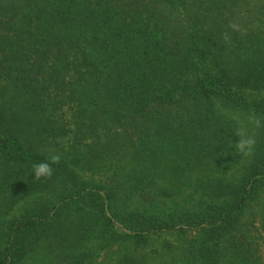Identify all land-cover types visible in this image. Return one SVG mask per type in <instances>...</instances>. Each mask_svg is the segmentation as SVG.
I'll list each match as a JSON object with an SVG mask.
<instances>
[{"label": "trees", "instance_id": "obj_1", "mask_svg": "<svg viewBox=\"0 0 264 264\" xmlns=\"http://www.w3.org/2000/svg\"><path fill=\"white\" fill-rule=\"evenodd\" d=\"M217 103L263 119L247 155ZM206 159L235 176L213 183L198 209L156 211ZM40 163L50 178H35ZM103 165V183L77 176ZM263 183L264 0H0V193L42 196L9 222L0 264L31 254L42 235L69 255L71 222L135 250L197 231L215 243L195 255L212 260ZM118 197L135 207L111 212Z\"/></svg>", "mask_w": 264, "mask_h": 264}, {"label": "rangeland", "instance_id": "obj_2", "mask_svg": "<svg viewBox=\"0 0 264 264\" xmlns=\"http://www.w3.org/2000/svg\"><path fill=\"white\" fill-rule=\"evenodd\" d=\"M217 108L224 114L226 122L233 126L232 131L239 141L254 140L263 123L261 117L238 109L227 110L218 103ZM69 135L64 150L60 148L49 150L47 156L51 161L55 160L56 155H64L68 152L67 147L72 142ZM105 166L95 171L77 170V176L86 183H103L109 175ZM131 166L130 159L121 162L125 173H120L118 177L121 179L129 173ZM236 171L237 169L231 168L225 170L220 166V162L206 159L202 164L191 168L188 173L185 172L186 176L178 181L180 190H174L178 192L173 193V197L170 195L162 197L161 205L158 202V207L155 209L165 215H173L182 207L198 209L194 205H197L200 197L204 198L210 193L211 185L222 180H230L235 176ZM127 179L129 176L125 178ZM163 182L158 180L160 185L164 184ZM7 189L6 192L0 193V245L3 243L9 222L30 211H35L37 202L42 197L33 195L24 199L17 198L9 187ZM154 200L158 201V199ZM134 207V203H125L120 197L113 198L110 203L111 212H129ZM70 224L63 238V243H69V255L62 254V242L53 236L42 235L32 253L21 260L19 258L15 264H118L124 261L128 264H213V260L214 264H264V183L257 197L249 203L234 227L223 232L216 240L217 254L212 260L207 258L203 262L195 255L196 248L203 243L211 245L215 242L197 231L154 235L135 250V244L129 240L112 242L105 238L104 240L98 227L82 231L74 222ZM57 243L60 247H57Z\"/></svg>", "mask_w": 264, "mask_h": 264}, {"label": "clouds", "instance_id": "obj_3", "mask_svg": "<svg viewBox=\"0 0 264 264\" xmlns=\"http://www.w3.org/2000/svg\"><path fill=\"white\" fill-rule=\"evenodd\" d=\"M229 27L233 28L234 30H238L236 25H229ZM254 144V141L251 139H241L236 144L237 151L243 153L244 155H247L252 148V145ZM34 172H35V178L41 179V178H50L52 175V168L47 163H40L34 166Z\"/></svg>", "mask_w": 264, "mask_h": 264}]
</instances>
